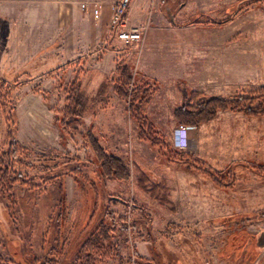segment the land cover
<instances>
[{
	"label": "rangeland",
	"instance_id": "1",
	"mask_svg": "<svg viewBox=\"0 0 264 264\" xmlns=\"http://www.w3.org/2000/svg\"><path fill=\"white\" fill-rule=\"evenodd\" d=\"M141 1L145 22L128 23L142 38L124 43L101 15L79 22V2L54 26L43 0H0V264H79L91 234L93 264H264V116L219 111L191 125L197 150L174 146L183 90L264 85V0ZM123 63L148 89L143 130L112 89ZM76 79L80 120L65 113ZM90 128L128 179L101 175ZM154 183L165 202L142 190Z\"/></svg>",
	"mask_w": 264,
	"mask_h": 264
},
{
	"label": "trees",
	"instance_id": "2",
	"mask_svg": "<svg viewBox=\"0 0 264 264\" xmlns=\"http://www.w3.org/2000/svg\"><path fill=\"white\" fill-rule=\"evenodd\" d=\"M229 18L222 21H212V23L227 22ZM118 77L113 81L112 89L121 98L125 99L128 104V111L136 117L140 129L143 130L145 119L141 117V109L143 103L148 101V89L133 83V75L127 64H119L116 67ZM0 85H5L0 81ZM111 87L109 81L104 80L99 88L98 95H104ZM185 102L180 107L175 109L174 116L179 124L195 125L207 122L213 119L219 111L229 110L236 113H242L246 116H264V85H261L255 90H250L246 93H236L233 96L225 97L221 95L205 96L203 93L191 90L188 93L183 90ZM85 109V95L81 88V81L74 80L68 88L67 102L65 103V113L68 115L77 116L80 120V112ZM89 141L96 161L99 163V170L103 177L113 180H125L130 176V171L126 163L118 156L112 153H107L94 135L92 128L84 134ZM152 145H156L152 141ZM11 150L9 156H14L18 148L16 141H11L9 144ZM259 169V168H258ZM261 171V170H259ZM7 177V169L1 167L0 158V187L4 189ZM140 183L147 181L146 174L141 172ZM4 182V183H3ZM141 188H144L141 185ZM151 189H142L148 191L154 198H159V201L165 202L164 196H160L158 190H161L159 183L151 184ZM100 239L97 235L88 236L82 243L79 249V264H93V251H98L101 248Z\"/></svg>",
	"mask_w": 264,
	"mask_h": 264
},
{
	"label": "built area",
	"instance_id": "3",
	"mask_svg": "<svg viewBox=\"0 0 264 264\" xmlns=\"http://www.w3.org/2000/svg\"><path fill=\"white\" fill-rule=\"evenodd\" d=\"M132 0H115L110 6L109 29L116 34V37L124 43L138 41L142 38L143 30L138 26H130L128 23V11ZM93 15H99L96 4L91 9ZM194 126L179 124L175 130L174 146L180 149L192 151L197 148L196 141L190 135ZM193 142V144L190 143Z\"/></svg>",
	"mask_w": 264,
	"mask_h": 264
},
{
	"label": "crops",
	"instance_id": "4",
	"mask_svg": "<svg viewBox=\"0 0 264 264\" xmlns=\"http://www.w3.org/2000/svg\"><path fill=\"white\" fill-rule=\"evenodd\" d=\"M70 2L71 3L69 4V7H68L67 3H63V0H43V8H42L43 9V15H44V18L48 19V22H47L48 25L52 24L55 26V24H57V20L60 21V18H61L60 10L63 8L64 9L70 8V10H72L74 8L72 3H74V2H79V4H81V6H82L81 7L82 9L80 8L81 11H78L77 15H74V17L76 19H78L79 22L83 23V19H84L85 15L94 16L92 11H91L94 4H96V8L99 9V15L98 16L101 15L105 21L107 20V22H109L108 20H109V16H110V6H111L112 2L106 1V0H86V2H83V0H70ZM141 7H144V8L142 9ZM82 10L86 11L85 15H83ZM128 14H129V19L131 20V23L145 22L146 11H145V6L142 5V1L141 0H133L132 6L130 7ZM17 16H19V15H17ZM204 123H206V122H204ZM190 135L192 136L191 137L192 140L196 141L197 148H198V146H199V137L198 136L199 135H197V133H195V129H193L191 131ZM197 148L192 150L191 152L197 150Z\"/></svg>",
	"mask_w": 264,
	"mask_h": 264
}]
</instances>
